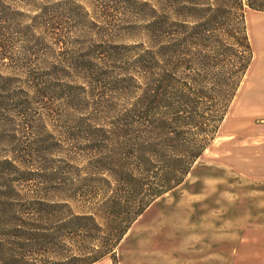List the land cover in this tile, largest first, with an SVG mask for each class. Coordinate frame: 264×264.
I'll return each instance as SVG.
<instances>
[{
    "label": "rangeland",
    "instance_id": "1",
    "mask_svg": "<svg viewBox=\"0 0 264 264\" xmlns=\"http://www.w3.org/2000/svg\"><path fill=\"white\" fill-rule=\"evenodd\" d=\"M70 1L87 15L71 13ZM141 1L149 6L0 0V254L82 264L94 233L65 236L61 219L89 214L105 226L101 200L115 193L106 171H120L107 125L129 100L126 86L112 82L125 73L128 47L153 45L145 27L150 7L164 0ZM50 17L66 48L55 44ZM244 18L252 61L224 121L183 183L132 224L115 250L118 264H264V13L246 9ZM83 64L101 66L105 79L64 70ZM32 234L39 244L18 249L17 235Z\"/></svg>",
    "mask_w": 264,
    "mask_h": 264
},
{
    "label": "trees",
    "instance_id": "2",
    "mask_svg": "<svg viewBox=\"0 0 264 264\" xmlns=\"http://www.w3.org/2000/svg\"><path fill=\"white\" fill-rule=\"evenodd\" d=\"M70 3L75 7L71 13L87 15L80 4ZM156 6L150 7L153 15L145 27L153 45L128 47L125 73L112 82L126 86L129 100L112 112L107 125L113 134L107 141L115 146L120 171L108 163L113 164L106 172L115 193L101 200L105 226L89 214L69 215L60 222L65 236L83 238L86 233L91 238L87 233H94L82 264L104 258L118 264L115 250L132 224L156 199L182 184L210 146L252 61L245 10L264 13V0H164ZM47 21L58 37L55 44L66 48L58 23L52 17ZM74 66L64 70L79 69L105 79L98 64ZM17 238L22 241L15 245L23 252L39 244L33 234ZM28 256L0 254V264H36Z\"/></svg>",
    "mask_w": 264,
    "mask_h": 264
},
{
    "label": "crops",
    "instance_id": "3",
    "mask_svg": "<svg viewBox=\"0 0 264 264\" xmlns=\"http://www.w3.org/2000/svg\"><path fill=\"white\" fill-rule=\"evenodd\" d=\"M128 263L129 264H154V263H151V261L149 259H146V260L143 259L142 261L137 260V261H135V263L134 262H132V263L128 262ZM94 264H112V261L110 258H104L101 261L94 263ZM120 264H127V262L126 263L121 262Z\"/></svg>",
    "mask_w": 264,
    "mask_h": 264
}]
</instances>
